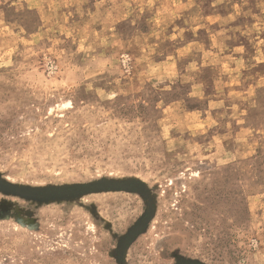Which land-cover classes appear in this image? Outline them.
I'll list each match as a JSON object with an SVG mask.
<instances>
[{"label": "rangeland", "instance_id": "374dc122", "mask_svg": "<svg viewBox=\"0 0 264 264\" xmlns=\"http://www.w3.org/2000/svg\"><path fill=\"white\" fill-rule=\"evenodd\" d=\"M0 264H264V0H0Z\"/></svg>", "mask_w": 264, "mask_h": 264}]
</instances>
